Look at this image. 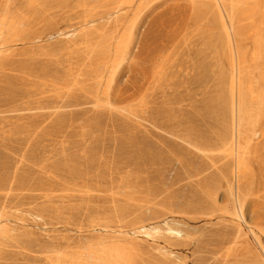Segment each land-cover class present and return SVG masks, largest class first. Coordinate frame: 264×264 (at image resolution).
<instances>
[{
    "label": "rangeland",
    "instance_id": "rangeland-1",
    "mask_svg": "<svg viewBox=\"0 0 264 264\" xmlns=\"http://www.w3.org/2000/svg\"><path fill=\"white\" fill-rule=\"evenodd\" d=\"M0 264H264V0H0Z\"/></svg>",
    "mask_w": 264,
    "mask_h": 264
}]
</instances>
